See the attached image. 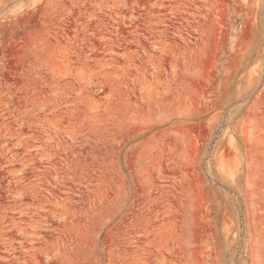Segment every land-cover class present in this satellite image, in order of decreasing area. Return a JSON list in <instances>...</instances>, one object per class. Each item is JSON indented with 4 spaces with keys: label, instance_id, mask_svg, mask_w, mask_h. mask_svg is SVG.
Returning <instances> with one entry per match:
<instances>
[{
    "label": "rangeland",
    "instance_id": "1",
    "mask_svg": "<svg viewBox=\"0 0 264 264\" xmlns=\"http://www.w3.org/2000/svg\"><path fill=\"white\" fill-rule=\"evenodd\" d=\"M0 264H264V0H0Z\"/></svg>",
    "mask_w": 264,
    "mask_h": 264
}]
</instances>
